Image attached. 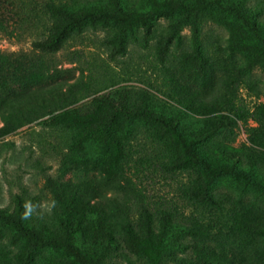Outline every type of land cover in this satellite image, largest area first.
I'll list each match as a JSON object with an SVG mask.
<instances>
[{"label": "trees", "instance_id": "trees-1", "mask_svg": "<svg viewBox=\"0 0 264 264\" xmlns=\"http://www.w3.org/2000/svg\"><path fill=\"white\" fill-rule=\"evenodd\" d=\"M9 1L0 0V12ZM246 2L107 0L103 7L78 10L47 6L56 21L44 40L32 43L40 53H56L73 34L91 28L107 32L104 44L114 59L125 54L126 39L134 29H142L146 47L152 24L164 19L168 30L157 48L158 61H166L170 46L189 28L191 52L184 56L180 70L190 79L200 78L208 57L200 50L199 37L202 24L209 21L227 33L224 53L241 57V62L234 68L235 77H218L208 93L198 97L194 105L209 117L202 128L191 132L183 130L178 120L155 111L145 95L139 103H132L124 92L94 98L88 111L55 113L89 93L90 85L82 75L72 83L44 85L52 78L44 63L0 60V138L49 115L48 125L76 132L70 147L75 154L87 146L98 151L93 159L72 158L63 164L57 180L46 181L45 187L61 210L53 225L29 221L26 203L19 195L13 199L12 211L0 209V241L9 237L18 249L13 261L0 244V264H35V255L42 249L63 256V261L53 264H109L117 257L131 263L128 255L143 264H264V208L258 206L264 204V104L249 111L236 105L232 94L236 78L256 67L264 69L262 8L249 7ZM18 88L27 90L14 94ZM249 88L252 90L253 83ZM133 120L153 125L170 137L177 153L167 170L189 169L195 174L184 191L188 200L218 211L233 203L227 216L235 249L213 252L209 245L213 234L197 221L178 222L168 212L154 220L143 206L139 188L123 176V137ZM249 121L257 127H248ZM238 123L245 129L244 142L234 147L224 141L226 137L216 140L223 132L228 136ZM71 169L93 172L97 181L78 184L63 180ZM221 185L231 192L217 195L214 191ZM246 197L252 199L246 202ZM136 205L138 217L133 222ZM119 241L127 254L119 253Z\"/></svg>", "mask_w": 264, "mask_h": 264}, {"label": "rangeland", "instance_id": "rangeland-1", "mask_svg": "<svg viewBox=\"0 0 264 264\" xmlns=\"http://www.w3.org/2000/svg\"><path fill=\"white\" fill-rule=\"evenodd\" d=\"M106 3L107 0L9 1L0 12V60L44 63L52 76L44 85L72 83L82 75L90 85L89 93L78 103L55 113L74 109L88 111L92 109L94 98L124 92L132 103H139L145 95L155 111L178 120L183 130L194 132L202 128L203 121L209 116L204 115L205 111L194 103L197 104L198 97L208 93L218 77H235L234 68L241 62V57L224 53L227 33L212 22L206 21L201 27L199 47L208 61L202 65L200 78L190 79L180 70L184 56L191 52L189 28L183 29L179 42L170 46L166 61H158L157 48L168 30V22L164 19L152 24L146 47L142 44V29H134L126 39L125 54L114 59H110V49L104 44L107 32L101 29L84 28L73 34L53 54L40 53L32 48L33 42L47 37L56 21L48 13V5L78 10L88 6L103 7ZM246 3L252 8L261 7V17L264 16V0H247ZM249 83H253L252 90ZM26 90L18 88L14 94ZM232 94L235 104L249 111L258 104H264V69L256 67L236 78ZM184 104H188L191 110H187ZM49 117L45 116L0 138V209L12 211L13 199L19 195L26 203L29 221H43L51 226L61 216V210L45 187L46 181L57 180L63 164L71 162L72 158L93 159L98 151L94 146H87L84 152L75 154L70 147L76 132L62 126L48 125ZM247 126L257 127L252 121ZM127 128L128 135L123 137V176L139 188L145 200L143 206L149 209L154 220L159 219L162 212H168L178 222L187 224L190 220L197 221L213 234L209 241L213 252L235 249L228 232L230 222L227 216V210L233 207V203L228 202L223 210L218 211L188 200L184 191L195 174L189 169L167 170V165L177 153L170 137L159 132L155 126L137 120L128 123ZM224 138L225 142L237 147L245 141V129L238 123L228 136L223 132L216 140L222 141ZM63 180L91 184L97 181V177L93 172L71 169ZM228 191L221 185L214 192L222 196ZM251 199L246 197L245 201ZM258 206L264 208V204L259 203ZM138 211L139 206H134L131 215L133 222L137 220ZM0 244L14 261L18 249L10 243V238L1 240ZM119 246V253L127 254L120 241ZM128 257L131 263L143 264L141 261L133 262L134 258L130 255ZM63 260V256L46 249L35 255V264H53ZM108 263L131 264L121 257Z\"/></svg>", "mask_w": 264, "mask_h": 264}]
</instances>
